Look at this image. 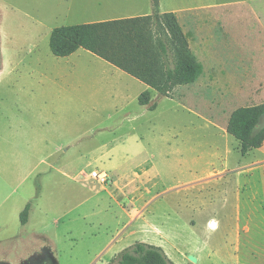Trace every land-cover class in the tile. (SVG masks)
I'll list each match as a JSON object with an SVG mask.
<instances>
[{
	"label": "rangeland",
	"instance_id": "1",
	"mask_svg": "<svg viewBox=\"0 0 264 264\" xmlns=\"http://www.w3.org/2000/svg\"><path fill=\"white\" fill-rule=\"evenodd\" d=\"M158 1L202 71L149 91L150 111L136 79L48 44L148 0H0V264H108L138 241L173 264H264V142L243 157L225 131L264 103V0ZM92 170L108 183L83 181Z\"/></svg>",
	"mask_w": 264,
	"mask_h": 264
},
{
	"label": "trees",
	"instance_id": "2",
	"mask_svg": "<svg viewBox=\"0 0 264 264\" xmlns=\"http://www.w3.org/2000/svg\"><path fill=\"white\" fill-rule=\"evenodd\" d=\"M49 49L53 56L60 58L85 50L164 97L174 87L194 82L202 71L174 13L160 14L158 0H152L150 15L54 28ZM137 101L150 111L156 108L155 103L150 104L148 90ZM260 118L264 120V103L237 108L227 121L225 131L238 142L243 157L264 142V125L255 131ZM29 210L30 205L26 204L19 216L21 225L27 223ZM108 264L173 262L161 247L138 241Z\"/></svg>",
	"mask_w": 264,
	"mask_h": 264
},
{
	"label": "crops",
	"instance_id": "3",
	"mask_svg": "<svg viewBox=\"0 0 264 264\" xmlns=\"http://www.w3.org/2000/svg\"><path fill=\"white\" fill-rule=\"evenodd\" d=\"M148 4H149V6H150V8H151V12H150V14L152 13V0H148ZM158 9H159V1H158ZM159 13H160V11H159ZM165 13H174V12H172V11H169V12H165ZM150 14H146V13H143V14H138V15H135V16H131V17H125V18H133V17H142V16H146V15H150ZM160 14H163V13H160ZM125 18H118V19H125ZM110 20H116V18H110V19H105V20H102V21H98V22H103V21H110ZM92 23H96V22H92ZM83 24H89V23H83ZM80 25V24H79ZM52 32V31H51ZM51 34V33H50ZM49 44V43H48ZM79 50H82V49H79ZM79 50H77L76 52H74L73 54H71V55H69L68 57H63V59H68V58H70V57H75V58H77V57H79L78 56V54H77V52L79 51ZM85 51V50H84ZM87 52V51H86ZM89 53V52H88ZM90 54H92V53H90ZM93 55V54H92ZM93 56H95V55H93ZM95 57H97V56H95ZM97 58H99V57H97ZM100 59V58H99ZM102 60V59H101ZM0 61H1V65H2V67H1V69H0V73L3 71V61H4V55H3V51H2V48L0 47ZM104 61V60H103ZM105 62V61H104ZM107 63V62H106ZM109 64V63H108ZM73 65H76V63L74 62V64ZM110 66H112V67H114L113 65H111V64H109ZM115 69H117L116 67H114ZM119 70V69H118ZM121 71V70H120ZM122 72V71H121ZM124 73V72H123ZM126 74V73H125ZM127 75V74H126ZM131 77V76H130ZM133 78V77H132ZM138 81V80H137ZM141 83V82H140ZM143 84V83H142ZM144 85V84H143ZM145 90H148V91H151L152 89H150V88H148L146 85H144V90L143 91H145ZM154 91V90H153ZM72 100H75L76 98H71ZM77 100V99H76ZM263 173V172H262Z\"/></svg>",
	"mask_w": 264,
	"mask_h": 264
},
{
	"label": "built area",
	"instance_id": "4",
	"mask_svg": "<svg viewBox=\"0 0 264 264\" xmlns=\"http://www.w3.org/2000/svg\"><path fill=\"white\" fill-rule=\"evenodd\" d=\"M80 176H82L83 181L96 182L97 184L101 186L108 183L107 174L99 170H92L88 172L87 174H80Z\"/></svg>",
	"mask_w": 264,
	"mask_h": 264
},
{
	"label": "water",
	"instance_id": "5",
	"mask_svg": "<svg viewBox=\"0 0 264 264\" xmlns=\"http://www.w3.org/2000/svg\"><path fill=\"white\" fill-rule=\"evenodd\" d=\"M264 125V120L262 118L259 119L258 123L255 125V131L259 130ZM191 261L194 262V258H191Z\"/></svg>",
	"mask_w": 264,
	"mask_h": 264
}]
</instances>
